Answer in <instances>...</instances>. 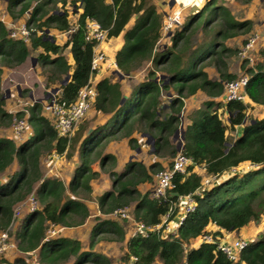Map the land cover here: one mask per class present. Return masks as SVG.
Segmentation results:
<instances>
[{"label": "trees", "instance_id": "obj_1", "mask_svg": "<svg viewBox=\"0 0 264 264\" xmlns=\"http://www.w3.org/2000/svg\"><path fill=\"white\" fill-rule=\"evenodd\" d=\"M70 1L77 8V0ZM78 1L81 11L72 23L64 9L61 14L49 13L57 8V2L64 5L66 0H43L35 5L32 0H7L6 3V10L13 20L28 13L25 25L30 29V47H42L45 53L38 54L37 59L41 66L50 64V68L44 71L46 88L51 83L60 82L62 75L69 73L68 81L60 84V101L71 103L92 75L90 63L95 42L84 39L85 25L90 19L96 20L110 38L117 36L129 19L136 16L114 54L116 66L123 75L132 73L144 62H150L154 69L133 87L128 97H122L120 84L109 78L96 83L97 96L92 108L112 115L105 125L83 138L78 148L80 164L67 185L58 178H44L39 160L52 151L63 154L70 146L69 138L57 136L51 120L42 115L40 103L34 102L15 113L8 112L3 107L0 87V128L8 127L14 117L20 118L27 113L32 131L30 137L19 144L12 138L0 136V175L14 161L17 165L15 170L0 178V231H8L14 206L34 190L39 209L30 212L27 221L21 222L11 235L18 251L27 255L37 250L40 264H109L100 253L82 251L78 240L52 237L44 241L47 227L83 223L88 211L78 197H90L89 182L96 177L89 163L100 153L99 149L109 137L117 135L121 129L124 130L122 133L128 134L135 123H148L149 128L159 130L154 137V153L167 154L171 159L177 148L171 145L169 135L178 129L183 99L200 91L207 99L202 107L188 115L190 123L183 130L181 139L182 152L192 162L185 174L174 177L167 198L154 200L149 196L150 191L141 193L136 185L151 181L154 170L168 167L171 160L165 167L159 164L150 166L149 172L134 163L129 172L111 173L112 189L97 197L98 209L106 214L118 207L132 205L135 220L153 225L161 221L170 201L192 193L194 210L185 215L175 235L163 238L160 233L151 232L146 237H131L126 242L122 261L134 255L137 264H264V232L248 243L235 262L216 250L215 244L202 242L198 247H192L193 240L209 231L211 225L218 229L213 234L222 237L220 230H239L250 221H258L264 213V118L245 121L252 107L249 104L214 101L223 93L224 83L236 79L240 72L249 76L245 88L248 103L264 106V66L261 63L249 65L247 60L235 64L238 46L227 44L229 39L249 34L254 28L253 22L239 19L231 12L226 0H203L199 9L167 34L169 44H159L164 15L152 0ZM73 25H77V29L71 32L67 41L74 62L70 70L63 57L50 59L48 53H57L63 46L54 44L45 31L53 27L66 32ZM8 32L0 21V81L2 66L15 67L29 54L25 41L11 38ZM166 93L173 97L169 104L170 113L161 120L158 117L163 114L161 97ZM220 107L226 113L224 119L218 112ZM237 127H241L239 135L235 133ZM108 157L112 158L110 155L101 157L100 164L103 165ZM244 162L251 166L242 168L240 173L229 174L231 169ZM212 176L219 180L203 186V178ZM96 219L92 236L98 226L109 225L98 231L99 238L123 239L122 226ZM95 241H90V249ZM0 262L9 264L3 258ZM28 263V259L21 257L12 262Z\"/></svg>", "mask_w": 264, "mask_h": 264}, {"label": "crops", "instance_id": "obj_2", "mask_svg": "<svg viewBox=\"0 0 264 264\" xmlns=\"http://www.w3.org/2000/svg\"><path fill=\"white\" fill-rule=\"evenodd\" d=\"M202 1L203 0H169V5H170L168 7V8H170L169 12L178 11L175 9L177 7L179 9V6H180L181 11H183L185 14L188 12L187 14L189 15V13L196 11L194 9V5L196 7L197 6L200 7V4H202ZM250 1H251V3L253 1L255 2V0H250ZM250 1L247 3L246 9H249V11H253V10L255 11L253 5L255 6L256 4H250ZM4 2H5L4 11L3 12L0 11V21L6 26V28L8 30H10L9 29L10 24L17 21V20H19V22L25 23V19H27L28 13L26 14V16L24 15L22 17H19L16 20H13L6 10L7 0H4ZM152 2H153V0H152ZM160 3L164 6H166L164 0H160ZM76 4H77V8H75V6L71 4L70 0H66L64 5L62 2H57L56 3L57 8L52 9L49 13L50 14L51 13L61 14L63 9H64L69 15L70 23H72L75 20V18H77L78 14L81 11V5H80V2L78 0L76 1ZM154 4L156 5L155 2H154ZM242 7H243V5H242ZM68 9H70V10H68ZM234 9H237V8L234 7ZM158 10L161 11L164 16L166 13H168L164 9L163 10L158 9ZM231 12L234 14V12L232 10H231ZM72 13H73V15H72ZM251 16H253V13L248 18L249 20H250ZM23 17L25 19H22ZM135 17L136 16H132L129 19L128 23L125 25V27L122 29V31L117 36L106 38L105 41L96 44V46L94 47V50L95 49L96 50H102L104 53H106V62H115L114 54L123 43L124 32L128 28H131L132 25L134 24ZM244 19H247V18L244 17ZM254 28H255V30L258 29L255 24H254ZM259 32L257 31L258 34H259ZM40 33L41 32L39 31L38 34H40ZM45 33L47 34L48 38H50V40L54 44L59 45V46H63L62 47L63 49L59 50L57 53H50L49 52L48 55H49L50 59H53L56 56L63 57V59L70 66V70H71V67L73 66L74 62H73L72 55L69 51V45L67 44V41L69 38L68 34L66 32H59L58 30H56L53 27L47 28ZM243 39H244V36L232 38V39H229L227 41V44L230 46L241 45V43L243 42ZM107 40L114 41L113 45L111 46V45L107 44L106 43ZM167 41H168V39H165L164 42L169 44V41L168 42ZM25 43H26L27 49L29 51V54L26 56L25 60L21 64L15 66V67H11V68L6 67V66L1 67L2 73H1L0 87H1V91H2V97L4 98V106L3 107H4V109H6L10 113H15V112L19 111L18 109L15 108V105L20 100H25L26 102H28L29 105H31L33 102H35V101L40 102V99H43L42 97L39 98V95L43 94L45 91V84H46L45 78L47 80V77H46V75H45L46 73H44V71L47 68H50L49 63L43 64V66H41V64L39 63V61L37 59L38 54L45 53L43 48L37 47L35 49H31L29 41H26ZM116 67L115 68L110 67V68L112 71H114V70H116ZM70 70H69V72H70ZM106 70H110V69L107 66H105V64H103L100 67V70L95 73V75L92 79L97 83L99 80H101L103 78H107V76H106L107 71ZM66 77H67V80L65 81ZM160 78H162V76ZM68 79H69V73L66 75H62L61 80H60V84H65L68 81ZM144 79H145V77L144 78L143 77L138 78L137 81L135 82L136 84L128 85L127 87L123 86V84H121L120 92H121L122 97L123 96L128 97L131 90L133 89V87L136 86L139 82L143 81ZM109 80L114 82L110 78H109ZM56 83L57 82L50 84V87H48L49 90L47 91L46 94L50 93L49 91L60 92V84L57 85ZM55 85H56V87H55ZM23 96H25L26 98H24ZM172 97H173V95L171 93L163 94L161 97L162 98L161 109L163 110V114L161 116H160V114H158V117H160L161 120H163L165 118V115H168L170 113L169 104H170V100L172 99ZM206 99H207V97L204 95V93H202L200 91H197L196 93H194V94L183 99V108H182V111L179 115L178 129L174 133L169 135V140H170L171 145H175L176 148L178 147V142H176L177 141V139H176L177 132L179 130H181V135H182L183 130L190 123V119H189L188 115L193 110L202 107V103ZM218 100H220V97L214 99V101H218ZM248 102L249 101L247 100L246 104H249V106H252L250 110H255L257 112V114L254 115V118H258V119L264 118V106L263 105H253V104H250ZM41 104H43V103H41ZM24 108H22L20 110H23ZM218 112H220L221 116H224V118H225L226 113L224 112L223 107H220L218 109ZM90 114H91V116L89 119L84 118L83 120H81L80 122H78L74 126V128H73V130L69 136V143L68 144L70 146L66 149L65 152H63V154H61V155L56 154L53 151L51 153L45 154V156L50 155V154L51 155L56 154V155H59L61 157V159L63 157L65 160H67L68 163L70 161L69 164L71 165V168H70L69 173L64 177L65 179H61V173L60 172H58V176H56L54 174L44 176V174H43L44 178H49V177L50 178H58L59 180L62 181V183L64 185H67L71 176L74 174L76 167L80 164V160L78 158V148H79L80 143L82 142L83 138L85 136H87L89 133H91V131L94 130L95 128L105 125L106 122L108 121V119L110 118V116L112 115V113L104 114L101 112H97L93 108L90 109L88 115H90ZM26 116H27V114H26ZM106 129H107V127H106ZM123 131L124 130L121 129L117 135H115V136L112 135L111 137H109V139L104 143V145H102L101 150L99 149L100 153H98L97 156L94 155L95 156V157L93 156L94 160H92L89 163V166H90L92 172L96 173V177L92 178L89 182L90 188H91L90 197H88V198L78 197V199L85 205V207L87 208V211H88V215L85 218V220L83 221V223H81L79 225H75V226L54 225L57 232H56V235L53 237H67V238L78 240L81 244V250L82 251L91 250L92 252H97V253L104 255L106 258H107V255L99 252L98 248L96 246H97V244H102V242H103L102 241L103 239L99 238L100 233H98V231L107 229L109 227V225L98 226L96 234H93V236H92V230H93V228H96L95 226H96L97 221H98L96 218L116 222L117 224H119L122 227L125 223L126 224L129 223V221L120 220L116 215L112 214L111 212L106 213V214L100 213V211L98 209L97 197L100 196L102 193L110 191L112 189V180L109 179V177L111 176V173L122 174V173L129 172L130 169H132V164H134V163H139L140 165L143 166L144 169L147 170V172H149L150 166H154V165L159 164L160 166L165 167L167 165L168 161L170 160V158H168L169 156H167V154L163 153V154L157 155L154 153V151H155L154 150V140H155L154 137H156L155 134H158L159 130H157L154 127L149 128L148 123H142V124L135 123L128 134L122 133ZM240 131H241V127H237L235 130V133L237 135H239ZM31 132L32 131L29 130V133L21 140V139H16L12 136V129H11L10 125L8 127H1L0 128V136L12 138L17 144H19L22 141L29 138L31 135ZM106 134H107V131H106ZM97 150H95V151H97ZM105 155H110V156H112V158L108 157L106 159V161L103 163V165H101L99 160L101 157H103ZM41 158L42 157H40V160H39L40 169H41ZM249 166H251L250 163L244 162L237 167V170L240 169V171H241L242 168L247 169V167H249ZM16 168H17V165H16V162L14 161L5 170V172L3 174L10 173L13 170H15ZM155 168L156 167H154L153 169H155ZM158 170H160V169H155L154 172H156ZM153 173L151 174L152 175L151 181L139 182L136 185V189L138 191H140L141 193L146 192V191H150V189L152 187V183H153ZM3 174H1V175H3ZM1 175H0V178L2 177ZM111 178H112V176H111ZM107 180H109V187L108 188H106V187L102 188L101 185L99 184V182H101L102 186H104L105 184H103V183H106ZM35 186H37V185H35ZM32 192L35 193L34 190H32ZM131 208H132V205H130V207H129L130 211H131ZM92 212L94 213L93 216L91 215ZM28 216H29V213L25 212L24 210L18 218L13 216L12 217V223L9 226V229L16 230L20 226L21 222L27 221ZM121 222H123L124 224H121ZM127 226L129 227V224H127ZM124 227H126V226H124ZM207 230H209V232H214L215 230H218V229L215 226L211 225V226H209V228ZM220 231H221L222 238L226 239L228 241H230L236 237L245 238L248 241L255 240L264 232V213L262 214L261 218L258 221H250L246 226L240 228L239 230L232 231V232H224L222 230H220ZM160 235L163 238L168 237V234H166L165 232L160 233ZM82 237H84L86 239V241H87L86 244L82 240ZM130 238H131L130 233L129 232L126 233L125 229H124L123 239L119 240V241H122V244H123V253H125V250H126V242ZM92 239H95L96 241L93 243V246L90 249L89 245H90V241ZM13 240H14V238H13ZM104 241L111 243V242H114L115 240L109 241V239H104ZM200 243H201L200 239L198 237H196L192 242V247L196 248L200 245ZM12 248L14 250H16L17 252H20L17 250L16 246L14 245V247H10L8 249V251L5 252L4 256L9 257L10 256L9 253L11 251H13V250H11ZM34 252L37 254V250L30 251V252H28V254L29 253L33 254ZM14 258H16V257H14ZM109 264H110V261H109Z\"/></svg>", "mask_w": 264, "mask_h": 264}, {"label": "built area", "instance_id": "obj_3", "mask_svg": "<svg viewBox=\"0 0 264 264\" xmlns=\"http://www.w3.org/2000/svg\"><path fill=\"white\" fill-rule=\"evenodd\" d=\"M179 11H175L171 14H166L163 19L161 37L168 32L175 29L180 23ZM77 29V25L70 27L66 33L68 36L71 32ZM39 32V31H38ZM30 29H28L24 22H19L15 27L9 30V36L12 38H20L25 42L28 41ZM107 38V32L100 24L90 19L85 25L84 39L88 42H95L96 44L105 41ZM259 40L258 33H251L242 46L239 47V54L243 59H247L250 64L253 62L251 56L252 51L256 47ZM90 63V70L92 72L88 82L81 87L76 95V98L71 103L60 101L58 96L50 95V100L43 104V110L51 116V123L57 134V136H70L74 126L80 122L93 107L94 100L97 96V90L95 83L92 81V77L99 70V68L105 64L107 67H116L115 62H106L105 53L102 50H94ZM249 76L246 74H239L236 79L224 83L223 93L220 96V100L223 103L227 102H247L246 85L248 83ZM27 114V113H26ZM26 114L23 117H14L10 124L12 129V136L16 139H21L29 133V124L27 122ZM180 140V139H179ZM182 143L172 158L168 167L160 169L153 174V183L150 190V198L161 201L167 198V191L173 187V179L176 175H183L186 173L187 167L191 164V159L182 152ZM55 154L48 156L53 157ZM237 169H231L229 173H235ZM218 181L216 176L203 179V186L209 185V181ZM195 201L192 193L186 195H180L174 201H170L168 210L161 218V221L157 224L149 225L142 221L135 220L128 207H118L111 213L116 215L120 220L129 221L131 224L130 237L142 236L146 237L151 232L162 233L165 232L168 235H175L176 231L183 221L186 214L194 210ZM39 209L38 199L35 193H30L21 202H19L13 208V216L18 218L23 210L25 212H33ZM56 229L54 225H49L45 231L43 240H48L56 235ZM7 231L0 232V255L5 253L9 247H14L15 243L8 234ZM201 243L215 244L216 250L221 251L230 261H237L242 250L248 245L249 241L245 238L236 237L230 241L218 237L211 232H204L198 236ZM29 264H40L38 258H33ZM120 264H137V258L134 255H129Z\"/></svg>", "mask_w": 264, "mask_h": 264}, {"label": "rangeland", "instance_id": "obj_4", "mask_svg": "<svg viewBox=\"0 0 264 264\" xmlns=\"http://www.w3.org/2000/svg\"><path fill=\"white\" fill-rule=\"evenodd\" d=\"M40 1H43V0H32V3H33V5H35V4H38ZM249 1L250 0H226L227 6L240 19H244V17H246L248 19L250 17V15L253 13V16H251L250 20H252L253 25L255 24L257 26V28H258L257 30H255V28H253V30L249 34H247V35L244 36V39H243V42L241 43V45H237L238 46V54H237V57H234V62H235V64H239L241 61L244 60L243 57L239 54V47L243 45V43L245 42V40L247 39V37L251 33H254V32L257 33V31L258 32L260 31L259 32V40H258V42L256 44V47L252 51L251 56L253 58V62H252L253 65L255 63H261L264 66V0H255V2L253 1L252 3L250 1V4H256L255 6L253 5L255 11L254 10L253 11H249V9H246V5H247V3ZM154 2L156 3V7L158 9H160V10L161 9L162 10L164 9L166 12H168L166 14L173 13V12H169V10H170V8H168L170 6L169 5V0H164L166 6L162 5L160 3V0H153V3ZM242 5H243V7H242ZM233 6L236 7L237 9H234ZM4 7H5L4 0H0V11L3 12L4 11ZM200 7H201V4H200ZM194 9L197 10V9H199V7L198 6L196 7L194 5ZM68 10H70V9H68ZM175 10H178L179 11V14L181 16L180 22H182L183 19L188 16V14H187L188 12L185 14L183 11H181V7L180 6H179V9L177 7ZM22 19H25V18L23 17ZM18 23H19V20L11 23L9 29L15 27ZM165 39H166V35H163V37H161V39L159 41V44H164L165 43L164 42ZM113 42L114 41H112V40L111 41L110 40H107L106 41V43L109 44V45H111V46L113 45ZM105 56H106V53H105ZM245 60H247V59H245ZM112 67H113V65H112ZM108 68L110 70H106L107 71V73H106L107 78H110L114 82L119 83L120 86H121V84H123V86H126V87L128 85H134V84H136L135 82L137 81L138 78H142V77L144 78L147 75V73H148L149 70L154 69L150 62H144L140 67H138L136 70H134L132 73H130L128 75L121 74L118 71V68L117 67H116V70H114V71H112L110 67H108ZM209 69H211V68H209ZM99 70H100V68H99ZM239 74H241V73L239 72ZM157 75H160V74H157ZM92 81L95 83V86H96V82L94 80H92ZM45 83H46V78H45ZM56 84L59 85L60 82H57ZM55 87H56V85H55ZM48 90H49V88L48 87L46 88V85H45V91H44V93L39 95V98L42 97L43 99H40V102H38V101H35V102L40 103V104L41 103L44 104V103H46V102H48L50 100V95L58 96V94H59V92H51V91H49L50 93L46 94ZM23 97L26 98L25 96H23ZM43 104H41V106H43ZM26 106H29L28 102H26L25 100H20V101H18L16 103L15 108L18 109V110H20V109H22V108H24ZM250 109L248 110L247 116L245 117V121H248V120L254 118V115L257 114V112L255 110H250ZM88 113L84 117L85 119H89L90 118L91 114L88 115ZM42 115H44L48 119L52 120V118L49 115V113H47V112H45L43 110V107H42ZM222 118L224 119V116H222ZM29 129L31 131L30 126H29ZM176 136H177L176 137V139H177L176 142H178L179 139H180V136H181V130H179L177 132V135ZM24 137L25 136H23L21 138V140ZM41 157L42 158H41V169L40 170H41L42 174H44V176H46V175H52V174L58 176V172H60L61 173V179H65L64 177L69 173L70 168H71V165L69 164L70 161L68 163L67 160H65L63 157L61 159V157L59 155H56V154L53 157H50L48 155H46V156L43 155ZM172 158L170 160H172ZM39 167H40V165H39ZM239 171H240V169L237 170L235 173H240ZM226 176H224V178ZM109 179L112 180L111 176L109 177ZM203 179H205V177ZM209 183H212V179H211V181H209ZM99 184L101 185L102 188L103 187L108 188L109 187V180H107L106 183H103V184H105L104 186H102L101 182H99ZM130 214H131V211H130ZM91 215L93 216L94 213L92 212ZM121 224H124V223L121 222ZM127 224H129V227L127 226ZM127 224L125 223L123 225V228L125 229V232L126 233L127 232H130L131 231V227H132V226L130 227V225H131L130 223H127ZM124 226H126L127 228L124 227ZM13 231H14L13 229H9V228H8V231H7V232L11 233V234H9V233L8 234L10 235V237L12 239H13V236H11V235H12V232ZM82 240L84 241L85 244L87 243V241H86V239L84 237H82ZM102 241H103L102 244H97V246H96L98 248V251L107 255V258L110 261V264H120L122 262V258L121 257H123V255H124L122 241L117 240V241H114V242H111V243L110 242H107V241H104V239ZM11 250H13V251H11L9 253L10 254L9 257L8 256L7 257L4 256L5 253L1 254L0 255V261L3 258L9 264H12V262L14 261V257H21V258L28 259V262H31L33 258H38L37 257V254L35 252L33 254L29 253V254L26 255V254L17 252L13 248ZM0 264H3V263L0 262ZM158 264H159V262H158Z\"/></svg>", "mask_w": 264, "mask_h": 264}, {"label": "clouds", "instance_id": "obj_5", "mask_svg": "<svg viewBox=\"0 0 264 264\" xmlns=\"http://www.w3.org/2000/svg\"><path fill=\"white\" fill-rule=\"evenodd\" d=\"M9 31V30H8ZM171 32V31H170ZM170 32H168L167 34H169ZM166 34V35H167ZM259 35V34H258ZM12 38V37H11ZM245 60V59H244ZM248 64L249 65H253V63L252 64H250L249 62H248ZM161 77V76H160ZM248 100V99H247ZM246 104V103H245ZM32 133V132H31ZM182 135L180 136V140L178 141V147H177V150H178V148H179V145H180V143H182ZM182 145V144H181ZM171 162V161H170ZM237 169V168H236ZM237 171V170H236ZM229 174H233V173H229ZM227 175V174H226ZM225 175V176H226ZM151 190V189H150ZM28 213H30V212H28ZM132 214V213H131ZM206 232H209V231H206ZM211 233H213V232H211ZM13 240V239H12ZM247 240V239H246ZM248 241V240H247ZM13 242L15 243V246H16V242L13 240ZM250 242V241H249Z\"/></svg>", "mask_w": 264, "mask_h": 264}, {"label": "water", "instance_id": "obj_6", "mask_svg": "<svg viewBox=\"0 0 264 264\" xmlns=\"http://www.w3.org/2000/svg\"><path fill=\"white\" fill-rule=\"evenodd\" d=\"M67 80V77H66V79H65V81Z\"/></svg>", "mask_w": 264, "mask_h": 264}]
</instances>
